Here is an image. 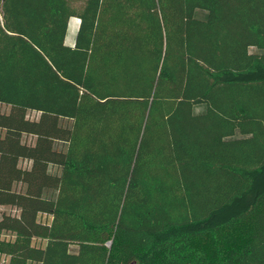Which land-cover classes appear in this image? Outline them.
I'll return each instance as SVG.
<instances>
[{
	"label": "trees",
	"instance_id": "1",
	"mask_svg": "<svg viewBox=\"0 0 264 264\" xmlns=\"http://www.w3.org/2000/svg\"><path fill=\"white\" fill-rule=\"evenodd\" d=\"M0 205V264H264V0H0Z\"/></svg>",
	"mask_w": 264,
	"mask_h": 264
},
{
	"label": "rangeland",
	"instance_id": "2",
	"mask_svg": "<svg viewBox=\"0 0 264 264\" xmlns=\"http://www.w3.org/2000/svg\"><path fill=\"white\" fill-rule=\"evenodd\" d=\"M196 15L198 17H200V18H206L207 12L204 11V10H197ZM79 23H80V20L77 17H72L70 19L68 33H67V37H66V43L68 45H71V46L74 45V43H75V36H76V32H77ZM251 51H257V49L256 48H251ZM202 111H204V107L202 105H196L195 106V112L196 113L202 112ZM29 114H30L31 117L38 116V113H36L34 111L33 112H30ZM58 146L59 147H64L65 144H63V143L60 142L58 144ZM10 211H14V210L11 207H9V206L0 205V214L2 212H10ZM76 248H77L76 246H72V250H76Z\"/></svg>",
	"mask_w": 264,
	"mask_h": 264
}]
</instances>
